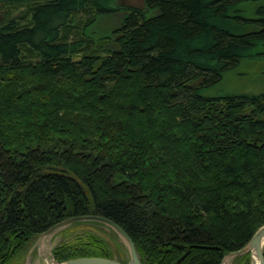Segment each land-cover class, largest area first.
<instances>
[{"label":"trees","instance_id":"trees-1","mask_svg":"<svg viewBox=\"0 0 264 264\" xmlns=\"http://www.w3.org/2000/svg\"><path fill=\"white\" fill-rule=\"evenodd\" d=\"M0 3V264L83 214L120 224L142 264H222L248 243L264 224V92H207L264 58V0ZM124 8L116 36L91 31ZM53 255L114 258L93 232Z\"/></svg>","mask_w":264,"mask_h":264},{"label":"rangeland","instance_id":"rangeland-1","mask_svg":"<svg viewBox=\"0 0 264 264\" xmlns=\"http://www.w3.org/2000/svg\"><path fill=\"white\" fill-rule=\"evenodd\" d=\"M120 3L128 7H143L145 0H120ZM24 7H18L17 9H13V11L23 9ZM125 10L127 9L124 8L122 11L115 13L100 14L91 26V31L96 36L106 33L116 36L117 28L124 21ZM7 13L8 7L0 3V22L5 18ZM235 92H264V58L260 60H248L246 63L239 65L236 69L229 72L223 81L209 89L207 93L210 95H222ZM89 232L100 234L108 241L115 259L123 262L129 259V250L126 243L110 226L99 221L86 220L75 221L47 235L42 233L35 236L26 249L11 264H54L56 259L53 255V249L55 246L64 241H72L81 235L86 236ZM247 261L251 264L250 251L239 256L228 255L222 264H246Z\"/></svg>","mask_w":264,"mask_h":264},{"label":"water","instance_id":"water-1","mask_svg":"<svg viewBox=\"0 0 264 264\" xmlns=\"http://www.w3.org/2000/svg\"><path fill=\"white\" fill-rule=\"evenodd\" d=\"M86 220L99 221L110 226L119 236L122 237V239L126 243L129 250V259L126 262H123L115 258L103 256H80L69 258L61 262L55 260L54 264H142L141 257L130 234L116 221L103 215L83 214L68 217L51 226L49 229L43 232V234H50L57 229L67 226L68 224L75 221ZM249 251L251 252V264H264V224L260 228H258V230L253 234V236L245 246L236 251H231L224 257V259L228 255L239 256Z\"/></svg>","mask_w":264,"mask_h":264},{"label":"bare ground","instance_id":"bare-ground-1","mask_svg":"<svg viewBox=\"0 0 264 264\" xmlns=\"http://www.w3.org/2000/svg\"><path fill=\"white\" fill-rule=\"evenodd\" d=\"M122 238V237H121Z\"/></svg>","mask_w":264,"mask_h":264}]
</instances>
